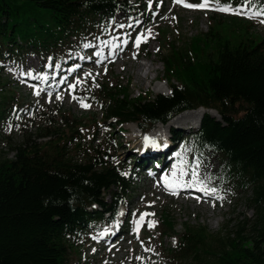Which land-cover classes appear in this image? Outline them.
<instances>
[{
  "label": "trees",
  "instance_id": "1",
  "mask_svg": "<svg viewBox=\"0 0 264 264\" xmlns=\"http://www.w3.org/2000/svg\"><path fill=\"white\" fill-rule=\"evenodd\" d=\"M219 3L264 8V0L251 6L247 0ZM142 8L137 0H0V72L25 56L43 59L71 39L82 43L97 27L113 23L117 14L132 23L138 14L144 20ZM147 23L145 19L143 25ZM215 29L181 49L170 43L165 54L161 50V80L170 89L168 95L144 92L132 98L128 86H103L101 121L118 130L130 124L147 132L181 113L207 111L185 142L191 155L187 170L217 160L208 187L244 197L252 214L215 234L205 226L184 224L176 246L164 252L171 264H264V41H231ZM141 51L150 55L146 43ZM84 88L79 91L82 101L96 99ZM11 106L0 100V126L11 117ZM63 120L67 130L61 135L48 128L39 135L54 134L55 139H26L11 148L12 159L0 161V264H72L73 251L95 228L115 219L134 177L149 163L151 152H146L129 169L99 148L77 162L67 149L81 122L68 115ZM161 219L160 237L172 236L171 218L164 213Z\"/></svg>",
  "mask_w": 264,
  "mask_h": 264
},
{
  "label": "rangeland",
  "instance_id": "2",
  "mask_svg": "<svg viewBox=\"0 0 264 264\" xmlns=\"http://www.w3.org/2000/svg\"><path fill=\"white\" fill-rule=\"evenodd\" d=\"M137 1L143 6L144 18L148 19L145 26V19H141L140 14L133 18V23L129 17L117 14L113 23L97 27L91 37L85 38L82 43L80 39H71L66 47L45 55L43 59L40 55L25 56L20 63L16 62L0 72V100H8L12 105L11 117L0 126V161L12 159L14 152L11 148L26 139L38 143L55 139L54 134L39 137L46 128L58 130L61 135L67 130L63 120V116L67 115L81 122L67 149L77 162H85L97 148L109 153L112 162L122 163L129 169L143 154L146 156V152H152L151 158L159 161V152L155 149H167L166 146L170 147L169 151L166 150V161L178 159L180 184L175 194L164 190L160 184L162 176H135L125 206L118 208L116 223L108 228V231L118 234L106 240L101 237L105 228L100 232L99 227L95 228L73 251L72 264H171L164 251L176 246V235L180 234L184 224L205 226L215 234L238 217H250L252 214L245 206L244 197L210 191L207 179L217 168V160L195 163L194 166L199 165L195 169L198 178L192 179L194 166L187 170L191 155L187 153L189 147L185 142L196 130L191 128L197 122L183 127L174 125L156 137L154 130L160 124L146 134L135 125L128 124L118 130L113 123L102 124V104L106 98L100 96V92L105 85H120L128 86L132 98L144 92L150 97L158 94L166 96L170 89L161 80L160 54L162 49L163 54L166 53L168 44L174 43L181 49L196 37L215 33V28H219L221 35L231 41L239 38L264 41V23L261 22L264 15H253L257 11L238 4L228 5L229 11H220L217 9L223 6L219 0H207L209 6L205 9L184 6L200 5L204 0ZM240 8L244 9L243 14H235V10ZM216 23L220 26H215ZM242 24L247 27L246 31ZM244 33L246 37H239ZM137 36L142 37L138 47ZM143 43H146L150 53L148 57L142 55ZM107 46L116 49L114 56L107 53ZM146 74L148 79H144ZM83 87L90 89L88 92L96 99L81 101L80 96L84 94L79 91ZM214 113L212 115L218 117ZM168 140L170 144H167ZM151 141H155L158 147H154ZM149 165L151 167V161ZM181 169L187 174L181 176ZM170 170L171 166L168 167L167 163L165 171L168 176ZM189 182L191 186L186 187ZM192 187L200 190L206 187L209 191L200 192L194 199L193 195H189ZM179 190L186 192L179 196ZM143 213L152 215L144 216L141 221ZM164 213L174 224L175 233L170 237L159 235V222ZM138 221H141L140 229ZM149 222H153L154 227H149Z\"/></svg>",
  "mask_w": 264,
  "mask_h": 264
},
{
  "label": "snow or ice",
  "instance_id": "3",
  "mask_svg": "<svg viewBox=\"0 0 264 264\" xmlns=\"http://www.w3.org/2000/svg\"><path fill=\"white\" fill-rule=\"evenodd\" d=\"M179 2V0H178ZM247 3L249 4V6L253 5L254 3V0H247ZM185 7H199L201 9H205V8H208V3H207V0H204L203 3H201L200 5H190V4H185L184 5ZM217 10H220V11H229L230 9L228 7H219ZM244 12V9L243 8H240V9H236L235 10V14H243ZM253 15H264V8L260 9L259 11L257 12H254ZM262 23H264V20L261 21ZM142 42V37L141 36H137L136 38V46L138 47L139 46V43ZM87 47V45H85ZM71 87V86H70ZM59 99V97H57ZM83 107H87V105H84L82 104ZM145 141L146 143L148 142V138L146 137L145 138ZM152 145L154 147H158V145H156L155 141H151ZM177 166L174 165V170L176 169ZM199 165H195L194 168H193V171L191 172V176H192V179L193 180H196L198 177H197V172H196V168H198ZM187 173H185L183 171V169H181L180 171V175L183 176V175H186ZM166 187L169 186L168 182H166L165 184ZM186 187L187 186H191V182H189V184L185 185ZM205 191H209L208 189H205ZM211 192H215V189H210ZM172 194H175V192H173ZM147 215H152L150 213H143L141 214V221L143 220L144 216H147ZM141 221H138L137 222V227H139V224ZM149 227H154V223L153 222H149Z\"/></svg>",
  "mask_w": 264,
  "mask_h": 264
},
{
  "label": "bare ground",
  "instance_id": "4",
  "mask_svg": "<svg viewBox=\"0 0 264 264\" xmlns=\"http://www.w3.org/2000/svg\"><path fill=\"white\" fill-rule=\"evenodd\" d=\"M146 78L148 79V74L145 75L144 79H146ZM158 91L161 92V89H158ZM204 112H205V110L198 109V110H195V111L184 112V113H181V114L177 115L176 117H174V119H172L171 121H169L165 125V127H163L164 125H160L158 129L154 130L155 137L157 135L161 134L162 131H166L170 127H172L174 125H176L177 127H183L184 125L195 124L200 119V117H202L201 115ZM211 114H213V113L211 112ZM128 125H130V124H128ZM167 149H169V146H167ZM185 192H186V190H179L178 191V195L180 196V195H182V193L185 194ZM179 193H181V194H179ZM116 231H118V230L116 229ZM111 233L112 232H110V231H107L106 233H104L103 236H102L103 239H106L107 236H110L111 235ZM117 234L118 233L115 232L113 235H117ZM100 241H102V240H100Z\"/></svg>",
  "mask_w": 264,
  "mask_h": 264
}]
</instances>
